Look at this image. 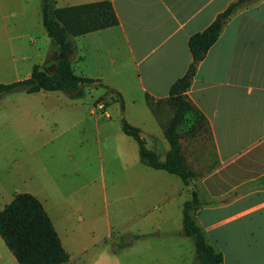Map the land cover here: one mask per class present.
Masks as SVG:
<instances>
[{"label":"crops","instance_id":"1","mask_svg":"<svg viewBox=\"0 0 264 264\" xmlns=\"http://www.w3.org/2000/svg\"><path fill=\"white\" fill-rule=\"evenodd\" d=\"M88 1L94 0H53L56 6ZM110 1L119 22L74 36L72 69L99 82L92 84L95 89L99 85L118 91L122 118L136 126L146 146L164 159L169 148L164 127L173 109L160 102L155 113L146 94L154 99L168 96L171 83L191 60L190 34L206 27L233 0ZM45 34L39 0H0V79L11 73L17 75L15 80L26 78L34 65L53 69L59 48ZM31 46L34 50L29 54ZM27 59H32L31 65H23ZM21 71L23 76L18 75ZM185 94L198 110V114L188 112L180 125L181 153L196 177L189 183L140 159L138 142L123 130L122 119L118 124L109 120L104 97L92 98L90 106L71 103L75 108L83 106L92 117L96 146L68 153L67 158L60 155L57 162L64 170L59 174L70 175L71 165L75 170L87 169L79 167L78 160L91 164L95 155L102 168L105 155L110 161L118 157L122 196L138 197L135 206L153 211L150 218L133 209L123 211L135 227L129 235L137 234L129 244L117 245L126 223L107 219L104 225L87 201L78 204L70 193L63 195L39 155L36 160L28 154L18 159L8 156L13 165L18 163L7 167L5 177L0 173V210L15 193L35 195L69 255L61 264H193L195 245L183 232L182 206L195 185L199 199L195 220L208 241L221 250L222 264H264V0H247L227 18L198 62ZM195 116L198 123L192 127ZM55 146L58 151L71 149L67 137H59ZM30 162L32 179L23 169ZM74 204L85 214L77 221L72 216ZM111 227L121 230L112 234ZM226 240L228 250L222 244ZM132 244L134 248L127 250ZM0 264H20L1 235Z\"/></svg>","mask_w":264,"mask_h":264},{"label":"trees","instance_id":"2","mask_svg":"<svg viewBox=\"0 0 264 264\" xmlns=\"http://www.w3.org/2000/svg\"><path fill=\"white\" fill-rule=\"evenodd\" d=\"M39 1L43 25L48 36L59 48L58 61L52 70L34 65L30 76L11 82H0V93L13 89H22L25 92L44 89L62 90L71 98L80 97L84 93L85 85L100 83L95 82L92 77L81 76L73 71V37L116 25L119 22L118 16L110 0H94L64 6H56L53 0ZM246 1L233 0L217 13L206 27L190 34L188 45L191 60L185 72L171 83L166 98L154 99L146 94V101L155 113L158 112L160 102H166L173 109V114L164 127V134L169 142L164 159H159L157 152L146 146L144 137L136 126L122 118L123 130L138 142L140 159L150 166L178 174L184 183L192 181V173L181 153L180 125L188 112L198 114L196 106L185 91L192 81L198 62L219 36L227 18ZM107 90L110 92L109 99L119 100L123 108L120 93L109 88ZM193 122L192 127L198 123L197 116ZM193 186L191 198L184 201L182 206L183 232L193 238L195 245L196 257L193 264H222L221 250L208 241L202 227L195 220L194 210L198 207L199 199L198 191L195 185ZM0 235L20 264H61L69 259L41 201L30 192L15 193L0 210ZM136 236L137 234L130 235L119 245L129 244Z\"/></svg>","mask_w":264,"mask_h":264},{"label":"rangeland","instance_id":"3","mask_svg":"<svg viewBox=\"0 0 264 264\" xmlns=\"http://www.w3.org/2000/svg\"><path fill=\"white\" fill-rule=\"evenodd\" d=\"M34 32H37V30L35 29ZM45 35L47 39L51 40L47 34ZM38 42H40L42 49L43 42L41 38L38 39ZM33 50L34 47L31 46L27 52L30 54V51ZM32 62V59H27L23 62V65L27 63L31 65ZM18 64H22V61L19 60ZM23 74L24 71H21L18 75L23 76ZM15 76L17 75L14 73L7 74L0 79V82H11L15 80ZM98 95L109 100L106 107L111 116L109 120L117 124L120 123L122 119L119 109L120 101L109 99L110 92L99 85L96 86V89L92 84L85 85L84 94L74 100L62 90H41L27 93L22 89H13L0 93V173H3V177H5L7 167L17 166L18 161L13 165L12 162L8 161V156L18 159L21 155L28 154V157L36 160L39 155L45 163L47 173L57 179L63 195L70 193L78 204L87 201L88 206L96 212V215L101 218L100 220L105 221L104 225H106L107 219L111 223H126L128 227L120 229L121 231L119 227H111L109 230L112 234L117 233V231L121 232V236L118 237L117 241V245L120 246L121 240L130 236L128 231L135 228L134 224L129 225L130 218L123 211L133 209V211L141 212L142 216L148 218L153 215V211L152 209H144V206H135L134 203L138 202L136 200L138 197L122 196L124 192L121 191V177L117 171L118 157L111 158L113 161H110L105 155L103 168L97 155L94 156L91 164L88 162L81 164L82 160H78L79 167H86L87 169L75 170L71 165L70 175L65 176H60V170L64 169H61L59 162H57L60 155L67 158L68 153L78 154L85 151V147L88 145L96 146L92 117L87 114L83 106L75 108L74 104L71 103L76 101L90 106L92 105V98ZM101 96H98L96 100L101 99ZM72 113L75 115H72ZM77 119H79V122L75 123ZM63 130H65L64 133H62ZM59 137H67L68 142L71 143V149L68 152L64 149L58 151L55 146ZM22 138H25L23 142ZM111 162L112 164H110ZM189 162L192 164L191 161ZM32 165L33 163L30 162L26 167L23 166V169L27 168L29 171L30 179L33 177ZM18 168H22V165L18 164ZM190 171L193 173L194 169ZM192 180L195 182L196 177L192 176ZM14 186L20 188L19 185ZM8 187H10L9 182ZM193 188L194 186L191 185V189ZM72 216H74L73 220L77 221L79 220L77 217L85 216V214L82 210L76 211L74 204ZM136 219H141V217L139 216ZM135 222L140 223L141 220H135ZM188 239L193 241L191 236ZM222 244L226 250L230 249L228 240L222 242ZM134 246L135 244H132L127 250L133 249Z\"/></svg>","mask_w":264,"mask_h":264}]
</instances>
